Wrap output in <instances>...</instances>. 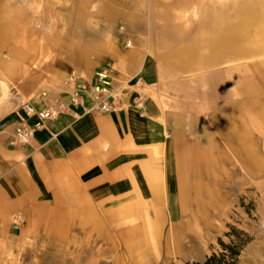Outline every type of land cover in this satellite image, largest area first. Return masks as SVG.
<instances>
[{"label": "rangeland", "instance_id": "rangeland-1", "mask_svg": "<svg viewBox=\"0 0 264 264\" xmlns=\"http://www.w3.org/2000/svg\"><path fill=\"white\" fill-rule=\"evenodd\" d=\"M237 1L0 0V138L20 103L100 66L116 35L147 40L155 62L128 151L142 193L66 192V208L23 224L0 212V264H187L232 239L246 242L238 264H264V52L231 63L210 50Z\"/></svg>", "mask_w": 264, "mask_h": 264}, {"label": "crops", "instance_id": "crops-1", "mask_svg": "<svg viewBox=\"0 0 264 264\" xmlns=\"http://www.w3.org/2000/svg\"><path fill=\"white\" fill-rule=\"evenodd\" d=\"M148 48L150 43L141 37L124 43L116 35L100 52V66L69 70L59 90L46 88L26 100L37 112L50 111L51 116H29L20 103L17 128L24 127L31 135L20 140L12 129L11 135L0 138L1 213H12L15 222L23 224L35 213L66 208V202L59 201L66 192L95 199L135 196V166L128 151L134 148L132 134L142 104L138 90L155 78ZM109 62L116 65L114 79L112 71L106 91L96 92L102 85L96 72ZM86 65L98 64L90 60ZM79 85L80 97L74 100ZM96 96L105 99L110 110L97 106Z\"/></svg>", "mask_w": 264, "mask_h": 264}, {"label": "bare ground", "instance_id": "bare-ground-1", "mask_svg": "<svg viewBox=\"0 0 264 264\" xmlns=\"http://www.w3.org/2000/svg\"><path fill=\"white\" fill-rule=\"evenodd\" d=\"M221 13L214 26V39L210 40L213 59L221 57L222 60L233 63L245 57V53L254 55L264 52V0H240L232 5L231 11ZM190 52L196 62L200 59L207 60L206 56L199 54L197 48L190 49ZM4 92L7 93L6 88ZM144 175L139 173L136 179L132 191L135 195L143 191L146 183ZM173 222L176 223L175 220ZM172 233L174 227L170 228L169 236Z\"/></svg>", "mask_w": 264, "mask_h": 264}, {"label": "built area", "instance_id": "built-area-1", "mask_svg": "<svg viewBox=\"0 0 264 264\" xmlns=\"http://www.w3.org/2000/svg\"><path fill=\"white\" fill-rule=\"evenodd\" d=\"M113 69H114L113 64L109 62L106 65H104L103 67H101L96 72L97 78L102 83V85H98L96 87V92H100L102 90L106 91V88L104 86H106V84H108L107 79L109 78V75L113 71ZM71 82H74L73 78H71ZM80 90H81V86L79 85L78 88L74 91V100L76 98L80 97ZM95 99L97 100V106L100 105L102 109L110 110V105L105 102L106 101L105 99L99 100V97H97V96L95 97ZM23 107L25 109L26 114L29 116L37 113L38 116L41 119H43V118H46V117H49L52 115V113L50 111L37 112L35 107L33 106V104L30 101L23 102ZM30 135H31V131L25 129L24 127H18L16 130V138L17 139L27 141V139Z\"/></svg>", "mask_w": 264, "mask_h": 264}, {"label": "trees", "instance_id": "trees-1", "mask_svg": "<svg viewBox=\"0 0 264 264\" xmlns=\"http://www.w3.org/2000/svg\"><path fill=\"white\" fill-rule=\"evenodd\" d=\"M221 244L222 251L207 256L203 261L189 262L187 264H238L246 242L244 240L235 241L232 239L230 243L222 242Z\"/></svg>", "mask_w": 264, "mask_h": 264}]
</instances>
